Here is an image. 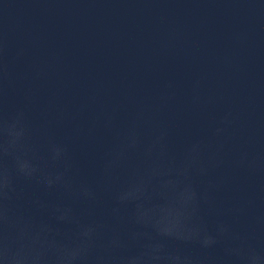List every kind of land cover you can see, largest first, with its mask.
I'll return each instance as SVG.
<instances>
[{
  "label": "water",
  "instance_id": "water-1",
  "mask_svg": "<svg viewBox=\"0 0 264 264\" xmlns=\"http://www.w3.org/2000/svg\"><path fill=\"white\" fill-rule=\"evenodd\" d=\"M0 264H264V0H0Z\"/></svg>",
  "mask_w": 264,
  "mask_h": 264
}]
</instances>
